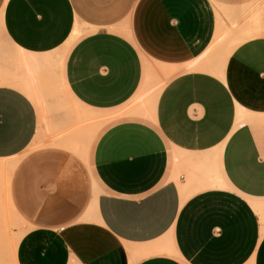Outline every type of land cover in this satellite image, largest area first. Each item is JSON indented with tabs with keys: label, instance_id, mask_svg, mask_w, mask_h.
<instances>
[{
	"label": "crops",
	"instance_id": "0c3cea01",
	"mask_svg": "<svg viewBox=\"0 0 264 264\" xmlns=\"http://www.w3.org/2000/svg\"><path fill=\"white\" fill-rule=\"evenodd\" d=\"M262 8L0 0V159L39 135L52 67L81 117L124 113L88 161L52 146L23 161L18 264H264V34L244 35Z\"/></svg>",
	"mask_w": 264,
	"mask_h": 264
},
{
	"label": "rangeland",
	"instance_id": "374dc122",
	"mask_svg": "<svg viewBox=\"0 0 264 264\" xmlns=\"http://www.w3.org/2000/svg\"><path fill=\"white\" fill-rule=\"evenodd\" d=\"M254 1L259 6L264 7V0ZM225 15L226 18L231 21L232 30H235L239 19L236 18L235 14L225 13ZM246 16L247 14H245V17ZM255 16L254 20H250L247 23V30L249 29L250 31L245 32L244 35L252 34V32L258 33L261 26L264 27V8L260 9V12ZM246 19L248 18H245V22ZM241 25L242 24L240 23V26ZM75 33H77V30L74 31V34ZM232 37L234 38L233 35ZM238 42L239 41L234 38L230 47ZM221 45L222 44H219V47H221ZM230 47L225 48L226 54ZM0 48L6 49L7 51L9 50V45L6 42L1 29ZM59 51L62 50H58L56 55ZM61 84L62 82L58 69L56 67H52V76L50 81L45 82L43 87L39 88V97L44 106L42 116H39V125L41 124L39 135L35 137L31 145L23 153L12 158L0 160V213L10 225L7 242L15 239L18 245L22 234L27 229V218L19 208L14 195L15 176L23 161L29 156L49 146L69 150L82 160L88 161L90 148L96 141L99 134H101L107 126L124 114L102 113L98 115L97 118L81 117L83 112H88L89 109L74 103L69 98L66 90L62 88ZM157 86L158 83L154 86V88H151L148 93L150 94L155 92V90H157ZM44 122H46V126L44 125ZM50 125L52 127L54 125V127L51 129ZM78 126H80V128ZM10 160H16L17 162L19 160V163L17 166L11 167L9 165ZM4 252L6 253V250ZM5 261H8L9 264H14L13 256H8Z\"/></svg>",
	"mask_w": 264,
	"mask_h": 264
},
{
	"label": "bare ground",
	"instance_id": "6f19581e",
	"mask_svg": "<svg viewBox=\"0 0 264 264\" xmlns=\"http://www.w3.org/2000/svg\"><path fill=\"white\" fill-rule=\"evenodd\" d=\"M220 7V6H219ZM220 9V8H219ZM220 11V10H219ZM220 12H222V11H220ZM222 14H224V13H222ZM221 15V14H220ZM76 34V33H75ZM74 34V35H75ZM258 34H264V27H262L261 26V28H260V30H259V32H258ZM69 41H70V39H69ZM238 41V40H237ZM239 43V42H238ZM237 43V44H238ZM65 44H67V43H65ZM64 44V45H65ZM69 44V43H68ZM67 44V45H68ZM237 44H235V45H233V46H231L228 50H227V56L228 55H230V53L232 52V50L234 49V47L237 45ZM67 45L66 46H64V47H62L61 48V50L62 51H59L58 52V54L56 55V57H55V62H53V63H55L54 65H61V59H62V57H63V53H64V51H65V48L67 47ZM53 60V61H54ZM198 66V65H197ZM154 70V69H153ZM169 73V72H168ZM165 75H166V73H165ZM167 77V76H166ZM21 84V83H20ZM22 86H23V84H21ZM23 87H26V86H23ZM0 160H3V159H0ZM16 160H10V162H9V165L11 166V167H14L15 166V164H16ZM9 229H10V225H9V222H7L3 217H2V215H1V213H0V264H9L8 263V261L6 262L5 260H7V257L8 256H13V258H14V264H18L17 263V259H16V247H17V242H16V240L14 239V240H11L10 242H7V238H8V235H9ZM6 250V253L4 252Z\"/></svg>",
	"mask_w": 264,
	"mask_h": 264
}]
</instances>
